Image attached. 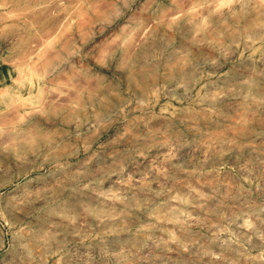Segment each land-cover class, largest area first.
Segmentation results:
<instances>
[{
    "label": "rangeland",
    "instance_id": "374dc122",
    "mask_svg": "<svg viewBox=\"0 0 264 264\" xmlns=\"http://www.w3.org/2000/svg\"><path fill=\"white\" fill-rule=\"evenodd\" d=\"M0 264H264V0H0Z\"/></svg>",
    "mask_w": 264,
    "mask_h": 264
},
{
    "label": "bare ground",
    "instance_id": "6f19581e",
    "mask_svg": "<svg viewBox=\"0 0 264 264\" xmlns=\"http://www.w3.org/2000/svg\"><path fill=\"white\" fill-rule=\"evenodd\" d=\"M26 115V114H25ZM15 155H16V153H15ZM14 159V158H13ZM18 161H19V159H18ZM17 162V161H16Z\"/></svg>",
    "mask_w": 264,
    "mask_h": 264
}]
</instances>
